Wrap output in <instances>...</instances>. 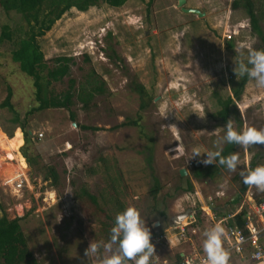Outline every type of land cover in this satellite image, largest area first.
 Returning a JSON list of instances; mask_svg holds the SVG:
<instances>
[{"label":"rangeland","instance_id":"374dc122","mask_svg":"<svg viewBox=\"0 0 264 264\" xmlns=\"http://www.w3.org/2000/svg\"><path fill=\"white\" fill-rule=\"evenodd\" d=\"M231 1L185 0L183 7L202 12L201 17L181 13L176 0H125L119 7L99 3L85 12L69 10L37 39L42 60L71 59L68 76L52 84V90L63 92L68 79L77 87L93 73L103 93L83 108L74 101L68 111L29 114L34 107L31 80L10 58L24 23L17 14L0 10V29L7 25L13 32L11 42L0 44V103L9 90L13 109L0 108V137L13 140L5 141L11 148L0 143V157L12 161L0 164V212L7 220L21 218L20 230L37 264H100L110 254L103 231L110 226L108 217L130 206L140 211L153 234L150 261L165 264H173L180 253H204V233L239 207L251 213L245 195L236 204L232 200L240 172L250 171V163L251 170L264 165V145L240 146L235 172L226 167L211 179L193 176L194 164L201 169L212 165L202 161L225 143V125L215 117L216 98L230 96L236 64L258 45L246 15L231 10ZM253 3L261 12L264 35V0ZM233 29L238 35L228 41L233 45L228 51L222 35ZM135 86L149 100L140 99ZM13 114L27 132L31 167L15 151L18 137L6 138L20 131L11 123ZM230 118L238 132L264 129V87L249 79L240 100L229 107ZM126 121L137 125L119 126ZM197 151L200 155L194 156ZM48 169L57 174L55 186L43 181ZM15 171L24 175L19 190L2 184L11 176L9 182L14 180ZM154 180L158 191L150 198ZM247 191L263 194L255 187ZM91 242L101 245L99 253L85 256ZM230 264H240L239 258ZM241 264L250 263L244 259Z\"/></svg>","mask_w":264,"mask_h":264},{"label":"trees","instance_id":"16d2710c","mask_svg":"<svg viewBox=\"0 0 264 264\" xmlns=\"http://www.w3.org/2000/svg\"><path fill=\"white\" fill-rule=\"evenodd\" d=\"M124 2L125 0H0V10L4 13L12 12L17 14L25 27L22 36L18 37L15 41V47L10 52V58L13 63L17 64L19 71L31 80L34 107H32L27 114L48 109H65L68 111L74 101L80 103L83 108L93 99L94 96L103 93V83L93 73L84 80V83H80L77 87H75V81L73 79H68L66 89L61 93H54L52 90V84L59 83L64 77L68 76L71 59L61 56L51 58L49 61L42 60L37 39L41 38L46 32H48L53 24L71 9L76 10L77 12H85L90 7H94L99 3H103L110 7H119ZM230 9L242 10L244 12L247 18L249 31L258 41V45L253 49H264V35L259 27L261 12L256 9L253 0H232L230 3ZM12 35L13 32L7 25L2 26L0 29V44L3 42H11L13 40ZM232 47V42H228L225 45V48L228 51L231 50ZM248 56L249 53L243 63L247 64ZM49 63H51V65H49ZM240 63L242 62H238L236 66ZM248 66L251 67V65ZM249 79L250 78L247 75H236L234 80L231 79L230 81V96L216 98V104L219 109L216 112L215 117L222 124H226L229 116V107L233 106L235 102L240 100L241 93ZM134 91L140 99L149 100L141 86H135ZM9 100L10 91L7 90L4 100L0 103V108L7 109L13 113ZM140 108L143 109V106L140 105ZM69 118L75 124V127H77L71 113ZM11 123L20 129L19 134L14 135V137L17 136L19 139L15 151H18L19 149V153L24 158L27 166L31 167L33 160L27 157V152L31 145L29 138L27 137V132L23 130L22 126L16 125L18 119L14 114ZM136 125L137 123L134 121H126L119 126L128 127ZM240 126L241 122L238 119L236 121V127L240 128ZM81 128L89 129L91 131L95 130V128L89 127ZM6 137L12 138L13 135L7 134ZM5 141L7 142L8 140H6L5 137H0V142ZM8 142L13 144V140H9ZM239 149L240 146L225 142L223 147L215 152H220L222 156L227 157L232 153H236ZM252 167L253 165L250 163L249 170H251ZM222 170H226V166L220 165L219 158H216L213 164L207 168L201 169V167L198 168L194 165L193 176L194 178L211 179L217 176ZM43 181L49 182V184L55 186L57 183V174L52 169H48L44 174ZM247 188L248 187L244 185L241 178L237 189V195L232 202L235 204L238 203L242 196L245 195ZM157 191L158 187L154 180L152 188L148 191L150 198H154ZM83 194L92 205H96L93 196L88 195L85 192H83ZM244 213L245 210L241 209V211L233 217V222L238 227H242L244 224L242 218ZM20 220L21 218L7 220L0 212V264H37L26 246L24 236L19 226ZM108 221L110 222V226L108 225L107 232L105 229L103 230L107 241L110 240V230L114 226L115 218L109 219L108 217ZM230 223H232V221H230ZM151 237H153L152 233ZM175 258V264H178L181 258L178 254Z\"/></svg>","mask_w":264,"mask_h":264},{"label":"clouds","instance_id":"9594fccd","mask_svg":"<svg viewBox=\"0 0 264 264\" xmlns=\"http://www.w3.org/2000/svg\"><path fill=\"white\" fill-rule=\"evenodd\" d=\"M251 47V46H250ZM248 65H251L249 67ZM236 75H247L255 80L257 86L264 87V49H251L248 62L240 63L234 69ZM170 128H176L174 125ZM223 141L235 144L245 149L254 145H264V129L258 130L255 127H248L242 132H238L233 127V119L227 120ZM197 151L194 156H199ZM219 158V164L226 166L229 171L235 172L239 163L237 153L229 156H222L220 152L208 153L207 159L202 161L205 165L213 164ZM240 176L247 187H255L259 191H264V165H259L250 171H241ZM225 229L217 223L204 235L203 250L206 253L205 264H229L230 254L222 244V236ZM113 245L116 246L112 251ZM101 245L91 242L85 251V256L98 254ZM105 249L110 253L101 259L100 264H150V258L155 253V246L151 243V232L141 219L140 211L135 207H128L123 212L117 213L114 226L110 230V240ZM186 264H191L186 260Z\"/></svg>","mask_w":264,"mask_h":264},{"label":"built area","instance_id":"2783aa9c","mask_svg":"<svg viewBox=\"0 0 264 264\" xmlns=\"http://www.w3.org/2000/svg\"><path fill=\"white\" fill-rule=\"evenodd\" d=\"M226 32L227 33L222 35L223 40L226 42L238 35V29ZM2 162L11 163L12 161H4L2 157H0V164ZM14 177V180L11 182H9V179L4 180L3 184L13 185L14 190H19L22 186L21 179L24 178V175L20 172H15ZM244 200L248 208L251 209V213H248L243 207H239L235 213L229 215L227 219H220L215 225L217 223L221 224L222 222H226L225 225L222 226L225 229L224 235L222 236V244L224 249L229 252L230 259L231 257H238L240 262L246 259L250 264H264V194L257 197L250 191H247ZM241 209L245 210L244 215H242L244 224L242 227H238L233 222V217L238 214ZM205 213L208 214L210 221H213L212 212L207 210ZM230 221H232V223H230ZM180 230L182 232V229ZM206 258L205 252L202 254L192 252L183 255L178 264H186V260H190L191 264H205ZM156 264L165 263L159 262Z\"/></svg>","mask_w":264,"mask_h":264},{"label":"water","instance_id":"95a60500","mask_svg":"<svg viewBox=\"0 0 264 264\" xmlns=\"http://www.w3.org/2000/svg\"><path fill=\"white\" fill-rule=\"evenodd\" d=\"M184 3H185V0H176V8L181 12V13H184V14H191V15H196L197 17H201L203 15L202 12H199L198 10L196 9H190V8H184ZM72 127H75L74 124H72ZM196 167L198 166L197 163L194 164ZM185 174L184 170H180L178 172V175L180 177H183Z\"/></svg>","mask_w":264,"mask_h":264},{"label":"crops","instance_id":"0c3cea01","mask_svg":"<svg viewBox=\"0 0 264 264\" xmlns=\"http://www.w3.org/2000/svg\"><path fill=\"white\" fill-rule=\"evenodd\" d=\"M3 133V132H2ZM4 134V133H3ZM5 135V134H4ZM13 137H14V135H13ZM12 137V138H13ZM7 138V137H6ZM12 138H7V139H12ZM22 138V137H21ZM14 140H15V138H13ZM21 142H23L22 140H21ZM0 143H4V144H8V143H6V142H0ZM9 145V147L11 148V146H13V145H10V144H8ZM5 149V148H4ZM7 149H5V151H6ZM16 153H18L17 151H16ZM16 162L18 163V161L16 160ZM15 172H18V171H15ZM9 180L10 179H13V176H11L10 178H8ZM4 181V180H3ZM3 184V183H2ZM4 185V184H3ZM8 186H10V185H8ZM11 188H13L12 186H10ZM14 189V188H13ZM256 190H258L257 188H255ZM204 211V210H203ZM205 212V211H204ZM173 244V243H172ZM179 255V257L181 258L183 255H185L184 253H180V254H178ZM175 262H176V258H175V260H174V263L173 264H175ZM239 262H240V260H239ZM242 262V261H241ZM241 262H240V264H241ZM152 263H159V261L157 260V258L156 259H154V260H152V261H150V264H152ZM164 263V262H163ZM229 263H230V259H229ZM129 264H132V262H130Z\"/></svg>","mask_w":264,"mask_h":264},{"label":"bare ground","instance_id":"6f19581e","mask_svg":"<svg viewBox=\"0 0 264 264\" xmlns=\"http://www.w3.org/2000/svg\"><path fill=\"white\" fill-rule=\"evenodd\" d=\"M206 212H207V210H206Z\"/></svg>","mask_w":264,"mask_h":264}]
</instances>
